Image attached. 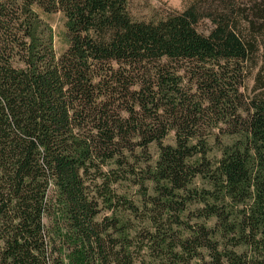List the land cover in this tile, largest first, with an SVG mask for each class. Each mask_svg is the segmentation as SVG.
Segmentation results:
<instances>
[{
	"label": "trees",
	"instance_id": "obj_1",
	"mask_svg": "<svg viewBox=\"0 0 264 264\" xmlns=\"http://www.w3.org/2000/svg\"><path fill=\"white\" fill-rule=\"evenodd\" d=\"M0 264H264V0H0Z\"/></svg>",
	"mask_w": 264,
	"mask_h": 264
},
{
	"label": "rangeland",
	"instance_id": "obj_2",
	"mask_svg": "<svg viewBox=\"0 0 264 264\" xmlns=\"http://www.w3.org/2000/svg\"><path fill=\"white\" fill-rule=\"evenodd\" d=\"M188 4V0H130V10L133 17L136 20H154L170 10H184ZM42 15L47 23H49L53 30L56 40V47L59 52H64L69 45L66 29V19L63 13L58 12L54 14H46L42 12ZM212 26L209 22H206L200 26V31L206 34L209 33ZM257 70H255L248 78L247 93L250 94L255 83V76ZM168 143H174V137L168 140ZM154 154L157 153V148H152ZM214 155H218L216 151Z\"/></svg>",
	"mask_w": 264,
	"mask_h": 264
}]
</instances>
